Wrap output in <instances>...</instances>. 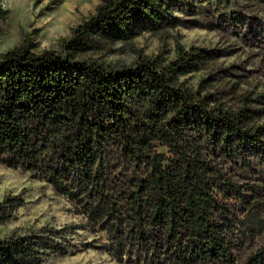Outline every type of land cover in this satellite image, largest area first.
Masks as SVG:
<instances>
[{"label":"trees","instance_id":"16d2710c","mask_svg":"<svg viewBox=\"0 0 264 264\" xmlns=\"http://www.w3.org/2000/svg\"><path fill=\"white\" fill-rule=\"evenodd\" d=\"M179 2L101 0L58 49L37 52L28 36L0 53V164L69 199L120 264H264V248L241 253L228 200L249 201L225 171L264 154V126L252 98L231 108L210 90L213 78L190 85L212 52L177 43L172 59L138 51L112 66L82 57L99 41L177 27ZM7 15L0 0V21ZM25 205L22 194L6 197L0 222ZM67 233L0 240V264H43Z\"/></svg>","mask_w":264,"mask_h":264},{"label":"rangeland","instance_id":"374dc122","mask_svg":"<svg viewBox=\"0 0 264 264\" xmlns=\"http://www.w3.org/2000/svg\"><path fill=\"white\" fill-rule=\"evenodd\" d=\"M101 0H1L8 12L0 21V53L20 45L32 36L37 52L58 49L61 38L72 27L96 11ZM181 22L157 33L143 32L132 41L98 42L82 57L107 65H130L137 52L176 57L177 43L212 52V60L187 76L193 89L211 77L210 90L222 96L228 107L237 108L240 99L254 100L255 122L264 126V0H180L174 11ZM264 140V135H263ZM166 152L167 148H159ZM247 165H225V171L239 184L249 202L228 200L236 213L235 231L244 239L245 257L264 248V154L251 153ZM22 194L26 205L11 219L0 222V240L25 235L42 228L68 230L63 250L49 252L43 264H120L101 246L105 239L93 231L71 201L55 193L52 186L33 179L29 173L0 164V203Z\"/></svg>","mask_w":264,"mask_h":264}]
</instances>
